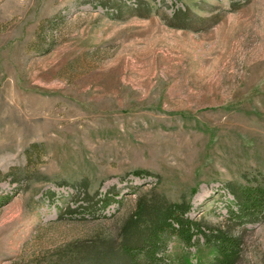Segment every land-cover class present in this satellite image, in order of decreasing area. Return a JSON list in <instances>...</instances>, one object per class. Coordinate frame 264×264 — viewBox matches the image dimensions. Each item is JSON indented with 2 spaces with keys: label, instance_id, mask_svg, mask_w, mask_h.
<instances>
[{
  "label": "rangeland",
  "instance_id": "1",
  "mask_svg": "<svg viewBox=\"0 0 264 264\" xmlns=\"http://www.w3.org/2000/svg\"><path fill=\"white\" fill-rule=\"evenodd\" d=\"M234 185L264 187V0H0V264H122L175 204L224 225Z\"/></svg>",
  "mask_w": 264,
  "mask_h": 264
},
{
  "label": "trees",
  "instance_id": "2",
  "mask_svg": "<svg viewBox=\"0 0 264 264\" xmlns=\"http://www.w3.org/2000/svg\"><path fill=\"white\" fill-rule=\"evenodd\" d=\"M231 194L236 207L228 209L224 225L210 226L192 219L191 208L175 204L152 222L137 244L124 241L118 252L122 264H194V258L195 264H238L242 259L244 236L235 233L233 226L235 222L244 226L264 221V187L234 185ZM103 201L107 207L112 199ZM171 238L182 244V253L167 254ZM191 248H196L195 254L189 252Z\"/></svg>",
  "mask_w": 264,
  "mask_h": 264
}]
</instances>
